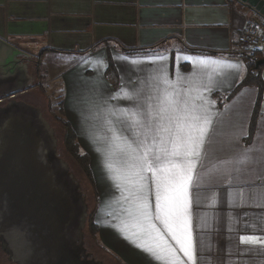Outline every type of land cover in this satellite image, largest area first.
Segmentation results:
<instances>
[{"label":"crops","instance_id":"obj_1","mask_svg":"<svg viewBox=\"0 0 264 264\" xmlns=\"http://www.w3.org/2000/svg\"><path fill=\"white\" fill-rule=\"evenodd\" d=\"M252 14L237 0H0L1 94L10 86L5 60L13 50L19 77L30 61L73 63L58 77L64 115L90 158L98 240L115 263L164 264L126 239L130 231H120L130 201L120 186V142L112 137L114 131L132 136L118 117L135 109L137 100L122 98V89L133 97L139 93L143 103L156 95L166 72L169 81L183 76L199 86L212 119L190 188L199 264H264V244L239 243L241 235L264 240V92L248 143L257 89L225 99L246 72L241 38ZM109 55L119 80L115 91L104 76ZM150 203L154 210V195ZM165 239L177 248L166 233ZM176 255L187 264L178 248Z\"/></svg>","mask_w":264,"mask_h":264},{"label":"snow or ice","instance_id":"obj_2","mask_svg":"<svg viewBox=\"0 0 264 264\" xmlns=\"http://www.w3.org/2000/svg\"><path fill=\"white\" fill-rule=\"evenodd\" d=\"M198 63L204 67L208 64L205 60ZM208 79H212L211 75ZM181 84L188 87H181ZM122 91V98L136 99L137 107L121 110L122 115L118 117L131 131V138L116 131L112 137L120 142L119 172L124 182L120 186L127 192L124 199L130 201L126 209L129 220L124 222L120 231H130L125 238L153 260H163L164 264H185L176 255L178 248L187 264H199L193 238L190 188L212 124L208 102L194 81L178 76L172 82L166 72L159 79L156 95L148 96L143 103L139 100V93L133 97ZM197 100L203 102L198 104ZM107 167L113 169L112 164ZM153 195L154 210L150 203ZM154 220L164 226V231L157 228ZM165 233L177 248L168 244ZM239 243L255 246L264 244V240L255 235H241Z\"/></svg>","mask_w":264,"mask_h":264},{"label":"water","instance_id":"obj_3","mask_svg":"<svg viewBox=\"0 0 264 264\" xmlns=\"http://www.w3.org/2000/svg\"><path fill=\"white\" fill-rule=\"evenodd\" d=\"M237 1L264 19L263 0ZM16 53L5 60L9 73L18 71ZM257 66H264V57ZM21 79L19 91L26 85L24 75ZM34 111L10 109L0 120V242L14 264H55L59 249L77 240L86 206L81 197L68 198L54 177L62 173L74 185L66 165L52 159L47 146V140L49 145L54 141L52 132ZM74 221L78 226L72 231Z\"/></svg>","mask_w":264,"mask_h":264},{"label":"rangeland","instance_id":"obj_4","mask_svg":"<svg viewBox=\"0 0 264 264\" xmlns=\"http://www.w3.org/2000/svg\"><path fill=\"white\" fill-rule=\"evenodd\" d=\"M66 63L67 62L59 64L57 63L54 64V66H50L49 62H46L45 64H37L34 61H30L29 65H27V74L25 72V74L23 75L24 79L27 82L25 88L28 87L27 89H29L30 87L31 89L28 90L29 93L24 97L18 96L17 99L25 106L33 108V111L35 110L34 113L37 114L38 117L47 124L49 130L52 132L55 154L58 160L66 165L74 183L78 187L81 198L84 200V204L86 206V217L84 226L81 230L83 247L87 250L88 253H90L94 261L101 262L102 264H117L113 260H110L108 256L103 252L98 240V235L92 233L94 229L91 230L89 219L90 216L95 212V210L97 211L95 191L92 189L90 183L83 175V172L81 171L78 164L74 161L71 155L68 154L64 141V128L55 120L59 117L66 119L64 113L62 114L60 111L61 108L63 109V88L61 87L62 82L60 84L59 80L60 75L64 72V70L69 65L73 64L69 62L66 65ZM4 103L6 104L7 100H4ZM4 103L2 105H5ZM78 148L81 155L86 154L80 147V145L78 146ZM0 264H14L13 262L9 261L8 255L2 249V241L0 242Z\"/></svg>","mask_w":264,"mask_h":264},{"label":"trees","instance_id":"obj_5","mask_svg":"<svg viewBox=\"0 0 264 264\" xmlns=\"http://www.w3.org/2000/svg\"><path fill=\"white\" fill-rule=\"evenodd\" d=\"M263 57L264 56H262L260 53L257 54L255 59L253 60L245 57L246 66H247L246 72L244 76L241 78V80L238 82V84L236 85L235 89L230 94H228L225 98L226 100H231L237 93H239L241 90L247 87H254L257 89V92H258L257 101H256V105H255L253 115L251 118V122L249 126V135H248V138L246 139V143H248L252 138V135L254 133V129L256 126V120L260 113V104H261L263 92H264V82L262 78V71L264 70V66L256 67V63L258 60L262 59ZM104 76H105V79L108 81V83L112 86L113 90L114 91L117 90L119 86V80H118L117 71L115 69V66L112 62L110 55L108 56V59H107V67H106ZM28 93L29 91L21 96L24 97ZM49 109H50V105H49ZM60 111L62 114L64 113L62 108ZM59 118H56L55 120L59 123V125H61L64 128V133H65L64 141H65L66 150L68 154L71 155L74 161L78 164L81 171L83 172V175L90 183L92 189L95 191V197L97 201L96 209H97L98 194L95 189V182H94V178H93L92 171H91L90 158L87 154L81 155L79 153V148H78L79 144H78V140H77V137H76V134L73 128L71 127V125L68 123V121L65 118L64 119L63 118L59 119ZM95 212L90 216L89 224H90L91 230L94 229L92 233L98 234V228L94 221Z\"/></svg>","mask_w":264,"mask_h":264},{"label":"flooded vegetation","instance_id":"obj_6","mask_svg":"<svg viewBox=\"0 0 264 264\" xmlns=\"http://www.w3.org/2000/svg\"><path fill=\"white\" fill-rule=\"evenodd\" d=\"M18 74H19L18 71H13V73H11V78L8 80H4L5 83H8L10 85L9 86L10 89L7 91L8 93L7 92L4 94L0 93V116H1L0 120H2V117L5 115L7 110L14 109V108L18 109V107L24 108L25 106L23 103L18 101L17 97L24 95L30 89L24 88V90L19 91L21 89L22 79L21 77L18 76ZM12 93L14 94L13 97L9 95ZM4 100H7L6 104L4 103ZM3 103L5 105H2ZM41 135L44 137L43 133ZM53 142H51V144L49 145V142L47 140V146L51 148V150L49 149V152L52 156V159L59 161L55 154ZM54 175H55L54 177L57 179L58 182H60L61 180L60 183L62 184L63 188L65 187L64 191L66 195L68 196V198H70L73 201L81 197V194L78 188H76L77 187L76 184L74 183L75 185L74 186L71 182H68L65 179L64 174L61 173L60 175L57 172H54ZM76 212L78 213L77 207H76ZM77 226L78 224L76 221L70 224V228L72 229V231L76 230ZM76 235H77L76 237L77 240L75 239V241H73V244L67 243L66 246H63L62 248L59 249L58 257H57L55 264H95L96 261H92L93 259L90 253H88L87 250L83 247L81 232H78ZM1 241H2V238H1Z\"/></svg>","mask_w":264,"mask_h":264},{"label":"built area","instance_id":"obj_7","mask_svg":"<svg viewBox=\"0 0 264 264\" xmlns=\"http://www.w3.org/2000/svg\"><path fill=\"white\" fill-rule=\"evenodd\" d=\"M252 18L249 25L242 33V54L253 60L257 54L264 55V22L259 21L261 18L258 13L252 11Z\"/></svg>","mask_w":264,"mask_h":264}]
</instances>
